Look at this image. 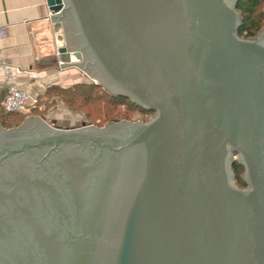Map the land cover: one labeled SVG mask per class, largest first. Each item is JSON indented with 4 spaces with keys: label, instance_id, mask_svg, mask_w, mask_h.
Segmentation results:
<instances>
[{
    "label": "water",
    "instance_id": "1",
    "mask_svg": "<svg viewBox=\"0 0 264 264\" xmlns=\"http://www.w3.org/2000/svg\"><path fill=\"white\" fill-rule=\"evenodd\" d=\"M238 1L47 0L82 49L61 68L155 114L0 125V264H264V28Z\"/></svg>",
    "mask_w": 264,
    "mask_h": 264
},
{
    "label": "crops",
    "instance_id": "2",
    "mask_svg": "<svg viewBox=\"0 0 264 264\" xmlns=\"http://www.w3.org/2000/svg\"><path fill=\"white\" fill-rule=\"evenodd\" d=\"M49 11L47 0H0V97L13 84L40 98L52 85L89 81L88 73L77 65L61 68V61L80 62L74 59L77 46L68 30L70 57L59 54ZM58 116L53 118L57 126H68Z\"/></svg>",
    "mask_w": 264,
    "mask_h": 264
},
{
    "label": "trees",
    "instance_id": "3",
    "mask_svg": "<svg viewBox=\"0 0 264 264\" xmlns=\"http://www.w3.org/2000/svg\"><path fill=\"white\" fill-rule=\"evenodd\" d=\"M264 3V0H239L237 3V8L242 14V24L238 29V32L241 36L254 38L257 36L259 31L264 25V12H258L261 4ZM101 85L95 83H76L68 87H62L58 85L50 86L46 92L40 96V99L46 97L50 98L53 94L62 96L75 102L80 99L82 103L86 105L88 103L94 104L92 109L93 111H98L100 118L109 117L110 113L120 105H124L128 108L134 109L141 113L144 117H150L155 114V111L145 109L131 100L129 97L113 94L102 90L99 92ZM5 97V96H4ZM3 96L0 97V107L4 99ZM98 104L104 105L103 107L98 106ZM105 106L109 109L104 114L101 112ZM110 107L113 109L110 110ZM4 108V107H3ZM3 110V111H2ZM0 109V124L3 126L7 125V120L11 116H17L21 112H7L5 109ZM40 110V106L34 108L32 112ZM88 116H92V111H88ZM235 181L238 185L244 187L246 182L244 180V166L238 161L234 162L232 166Z\"/></svg>",
    "mask_w": 264,
    "mask_h": 264
},
{
    "label": "rangeland",
    "instance_id": "4",
    "mask_svg": "<svg viewBox=\"0 0 264 264\" xmlns=\"http://www.w3.org/2000/svg\"><path fill=\"white\" fill-rule=\"evenodd\" d=\"M258 12H264V3L261 4V6L258 9ZM69 31L72 36V39L75 40V45L78 49H81L78 37L76 36V32L74 30V26L72 25L71 21L68 23ZM264 28H261V30ZM259 31V33L261 32ZM258 33V34H259ZM257 34V36H258ZM83 61V58L80 60V62ZM84 70V69H82ZM85 71V70H84ZM86 72V71H85ZM87 80L88 82L83 83H95L101 85V88L99 92L102 90H105L106 92L111 93L108 91L101 82L90 76L89 74ZM86 80V81H87ZM81 83V82H80ZM102 89V90H101ZM40 99V98H39ZM94 104L88 103L87 105L85 103H82L80 99L76 100L75 102H72V100L69 101L67 98H63L60 95L53 94L48 99H40V110L36 112H21L17 116H11L7 120V125L4 126L5 128H13L20 126L26 118L30 116H38L46 119L48 122H51L52 118H57V116L62 115L61 118L65 120V124H67L69 127H75V126H83L85 123L86 125H94L98 128H104L105 123L107 122H120L122 120L125 121H131V122H147L153 115H151L149 118L144 117L141 113L138 111L128 108L124 105L117 106L114 110L110 107V110L112 113H110L109 117L100 118V114L98 111H93L92 109ZM98 106L103 107L104 105L98 104ZM0 109H4L3 105L1 104ZM92 111V116H88V111ZM107 110H109L106 106L102 109V113L104 114ZM3 111V110H2ZM64 114V115H63ZM58 116V117H59ZM65 116V118H64ZM68 117V118H67ZM1 125V124H0ZM55 125V124H54ZM3 126V125H2ZM57 126V125H55ZM60 127L65 128L66 126L60 125ZM234 173V172H233ZM244 176V174H243Z\"/></svg>",
    "mask_w": 264,
    "mask_h": 264
},
{
    "label": "built area",
    "instance_id": "5",
    "mask_svg": "<svg viewBox=\"0 0 264 264\" xmlns=\"http://www.w3.org/2000/svg\"><path fill=\"white\" fill-rule=\"evenodd\" d=\"M54 14L56 13L49 11L50 18ZM61 62L65 63L64 61ZM2 105L7 112H29L40 105V99L31 96L26 89L13 84L8 87Z\"/></svg>",
    "mask_w": 264,
    "mask_h": 264
},
{
    "label": "bare ground",
    "instance_id": "6",
    "mask_svg": "<svg viewBox=\"0 0 264 264\" xmlns=\"http://www.w3.org/2000/svg\"><path fill=\"white\" fill-rule=\"evenodd\" d=\"M74 59H75V61H80V58H78V57H75Z\"/></svg>",
    "mask_w": 264,
    "mask_h": 264
},
{
    "label": "flooded vegetation",
    "instance_id": "7",
    "mask_svg": "<svg viewBox=\"0 0 264 264\" xmlns=\"http://www.w3.org/2000/svg\"><path fill=\"white\" fill-rule=\"evenodd\" d=\"M51 122H54V124H55V125H57V124H56V122H57V121H54V119H53V118L51 119Z\"/></svg>",
    "mask_w": 264,
    "mask_h": 264
}]
</instances>
